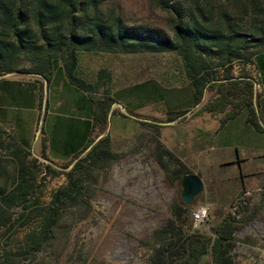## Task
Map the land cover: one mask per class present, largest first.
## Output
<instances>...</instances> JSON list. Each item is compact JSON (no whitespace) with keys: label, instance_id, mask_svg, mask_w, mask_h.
Returning <instances> with one entry per match:
<instances>
[{"label":"trees","instance_id":"obj_1","mask_svg":"<svg viewBox=\"0 0 264 264\" xmlns=\"http://www.w3.org/2000/svg\"><path fill=\"white\" fill-rule=\"evenodd\" d=\"M152 1L171 14L168 31L130 25L117 14L105 16L102 0H0V264H59L73 226L91 211L103 174L122 157L112 149L110 133L96 139L117 101L108 89L100 90L110 75L99 69L95 80L84 77L79 72L80 53L173 51L193 89L194 105L210 91L213 97L205 109L222 112L221 125L245 110L246 121L263 129L254 77L244 70L234 75L232 69L255 61L264 70V0ZM250 12L252 20L242 21ZM12 72L29 78L5 77ZM59 77L65 88L80 91L87 116L81 145L60 164L48 153L43 126L48 93ZM35 108L39 114L44 108L37 153L24 126L25 112ZM117 112L113 109L111 115ZM186 112L169 110L167 119ZM139 123L153 129L151 156L170 185L193 173L162 142L160 125ZM41 173V181L47 175L66 177L47 201L36 192ZM257 213L258 207L238 200L234 211L211 225L210 233H200L192 228L189 207L177 197L170 216L151 234L147 264H199L207 254L212 264H235V233Z\"/></svg>","mask_w":264,"mask_h":264},{"label":"rangeland","instance_id":"obj_2","mask_svg":"<svg viewBox=\"0 0 264 264\" xmlns=\"http://www.w3.org/2000/svg\"><path fill=\"white\" fill-rule=\"evenodd\" d=\"M100 11L105 16L110 13L120 15L130 25L140 24L169 30L171 14L152 0H102ZM251 20V12L242 18L245 22ZM99 69L106 70L112 76V83H108L110 86L107 84V89L111 92L115 88L116 98L123 97L121 91H118L119 87L151 80L156 82L151 90H154L152 94L157 100L150 108L132 113L134 111L130 110L134 109L133 106L144 100L142 97L134 98L132 90L129 102H124L128 110L121 113L120 108L114 105L113 109L118 112L111 115L110 124L102 133H110L112 149L122 153V157L103 174L98 190L91 198V211L85 219L73 226L69 247L62 254L59 264H147L150 252L147 243L153 230L170 216L171 203L175 198H180L181 187L180 184L170 185L166 181L164 172L151 156L153 129L137 128L133 117L148 114L154 117L158 125L168 122L165 110L182 108L188 104L192 99L190 88L186 85L182 63L173 52L80 53L79 72L84 77L93 80ZM100 90L104 91V88ZM211 93L206 91L205 97ZM48 95L49 108L43 126L49 140L48 153L60 164L71 157L83 141L87 128L86 109L80 91L65 88L63 84L51 89ZM24 116L25 131L30 127L32 133H28L37 153L42 138V125L39 127V123L43 115L36 111L32 119L28 111ZM183 120H174L175 127L163 128L161 133L164 137V131H174L175 137L172 140L175 144H172V150L179 158L185 156L182 159L188 167L197 171L205 182L203 191L188 206L192 228L200 233H210L211 225L227 212L233 211L238 200L245 199L250 207H258V213L235 233L233 258L235 264H264V189L250 193L241 191L229 200L232 177H236L237 170L233 163L225 161L233 159L234 151L213 150L210 154L208 151L200 152V158L197 159L199 138L195 134L191 137L187 131H191L192 126L200 120L192 119L190 123ZM3 125L9 130V124ZM39 161L44 166L46 161L41 158ZM42 175H39L38 181H41ZM220 178L221 184L218 181ZM65 181L64 175H47L36 192L41 193V199L47 201L51 192ZM201 206L207 207V215L200 227H194L193 213ZM199 264H212L210 255H204Z\"/></svg>","mask_w":264,"mask_h":264},{"label":"crops","instance_id":"obj_3","mask_svg":"<svg viewBox=\"0 0 264 264\" xmlns=\"http://www.w3.org/2000/svg\"><path fill=\"white\" fill-rule=\"evenodd\" d=\"M165 52H173V51H164V52H159V53H165ZM140 53L141 54H145V53L158 54V53H151V52L125 53V54H140ZM177 57L181 62L180 57L178 55ZM262 60L264 61V58H262L261 61ZM260 68L261 67L259 66L258 62L256 63L254 61L252 64L235 65L234 68L232 69V73L234 75H238L242 70H244V72H248L254 77L255 91L257 93L256 103H257V107L259 111L260 123L263 127V129L261 130L256 129L252 124L246 121V111L245 110H242L238 115H236L233 118L228 119L224 124L221 125V118L223 117V113L222 112H209L208 110L205 109V104L213 97V93H211V95H209L208 97H205L206 95H204V97L202 98V101L196 105L193 104L192 99H191V101L185 106H183L182 108L172 109V110H185L188 107H190L189 111L187 110V112L184 115H180L176 119L182 118L184 119L183 121H185L186 123L188 122L190 123L192 119L194 120L196 118L200 120V122L196 123L197 125L195 124L192 126L191 131H187L189 132V135H191V137L192 135L195 134L196 137L199 138L200 144L197 145V151L199 152L198 154H196L197 159L200 158V154H201L200 152L208 151L210 154V152L213 150L231 149L234 151L233 159L229 161H225L231 164L233 163L234 167H236V170H237L236 177L235 176L232 177L233 183L230 188V195L228 198L229 200L234 198L241 191L250 193V191H254V190L261 191L264 189V70ZM220 73H221V70H220ZM96 75L97 73H95L93 80L96 79ZM5 77L8 79H23V80L29 78L28 76L19 74L17 72H12L10 74L8 73L5 75ZM62 78L63 77H59L60 80L57 85L63 84ZM107 79L108 78H106V80ZM185 79H186V85L188 84V88H190V95L192 97L193 89L186 77ZM106 80L104 81V84L101 86V89L103 88L104 90L105 88L109 89L110 84L108 83L112 80V76L109 78L108 81ZM155 84H156L155 81L148 80V81L133 83L130 85H125V86L123 85L122 87H119V90H118V91H121V94L123 95V97L117 98L116 102H119L124 107V110H128V108L124 104L126 103V101L129 102L128 100V98L130 97L129 93L133 90L132 95L134 98L142 97L144 100L142 103L134 105L133 106L134 109L130 110L129 108V110L131 112L134 111L132 113H136L137 111H141L144 108H150L156 102L155 100H157L155 98V95L153 96L152 94L154 90H151V86L155 87L156 86ZM114 89L115 88H112L111 90V93L113 94H114ZM146 100L148 102H145ZM120 110H121L120 112L122 113L123 109L120 108ZM36 111L38 112L36 108L30 111L32 115L31 116L32 119ZM167 111L169 110H165L166 114H167ZM133 118H134V121H136L137 128L139 127V129L140 127H142L141 124L139 123L140 120H148L153 123H156L154 121V117L148 114L142 115L138 118L137 117H133ZM174 120L168 121L166 123L161 122L160 129H159L160 136H161L160 139L166 145V147H168L171 150H172V144L173 145L175 144V141L172 140L175 137L174 131H171V132L167 130L164 131L166 137L165 136L163 137L161 130L163 128L168 129L169 127L170 128L175 127V124L173 123ZM217 120L219 122L216 123ZM32 123L30 120V126H32ZM29 131H30L29 133H32L30 127H29ZM184 132L185 131H183L182 133ZM39 147H40V143H39ZM182 158L185 159V156H182ZM182 158L180 157V159L184 163H186ZM195 172L198 173L197 171H193V173ZM202 180H203V183H205L203 178ZM218 181H219V184H221L222 178H220Z\"/></svg>","mask_w":264,"mask_h":264},{"label":"water","instance_id":"obj_4","mask_svg":"<svg viewBox=\"0 0 264 264\" xmlns=\"http://www.w3.org/2000/svg\"><path fill=\"white\" fill-rule=\"evenodd\" d=\"M45 98H46V92H45L44 100ZM114 105H117L118 107L124 110V107L119 102L113 103L108 115V124H110V117ZM43 113H44V108H42L41 115H43ZM41 125H42V116H41V121L39 123V127H41ZM105 133L100 134L96 139L100 138ZM179 184L181 187V192H180L181 201L187 206L193 203L194 199L203 191L204 188L203 180L197 173H189L182 176Z\"/></svg>","mask_w":264,"mask_h":264},{"label":"built area","instance_id":"obj_5","mask_svg":"<svg viewBox=\"0 0 264 264\" xmlns=\"http://www.w3.org/2000/svg\"><path fill=\"white\" fill-rule=\"evenodd\" d=\"M237 207V204L233 206L234 210ZM233 210V211H234ZM207 215V207L201 206L193 213L194 227H200L201 224L205 221Z\"/></svg>","mask_w":264,"mask_h":264}]
</instances>
